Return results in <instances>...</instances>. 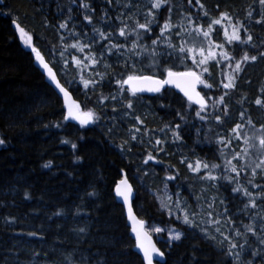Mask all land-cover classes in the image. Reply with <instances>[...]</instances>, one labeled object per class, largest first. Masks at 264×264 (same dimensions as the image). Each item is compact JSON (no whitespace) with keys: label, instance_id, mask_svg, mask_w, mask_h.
I'll use <instances>...</instances> for the list:
<instances>
[{"label":"trees","instance_id":"obj_1","mask_svg":"<svg viewBox=\"0 0 264 264\" xmlns=\"http://www.w3.org/2000/svg\"><path fill=\"white\" fill-rule=\"evenodd\" d=\"M78 2L79 0H75V3L73 0H0V135L7 141L0 144V264H5V261L8 264H63L68 252L77 260L83 257L91 261L98 256H104L109 264H143L133 250V240L129 235L123 209L113 195L116 182L125 172L135 192L134 211L147 222V230L153 222H157L163 225L176 224L185 232L181 240H174L170 244L153 236L157 246L165 252L163 264H232L231 257H225L223 250L208 242L199 230L193 231L175 219L177 209L174 204V215L169 216L160 206L156 190L158 189L161 195H174L179 186L182 197L187 198L192 207L203 203V199L197 201L202 187L199 177L191 174L186 165L179 162V156L182 153L190 157L199 155L219 162L216 154L218 145L215 144L214 138L218 133L226 134L227 129L239 119L240 106L236 101L240 99L241 93H248L250 103L245 107L253 120L257 124L264 122V107L254 103L255 96L259 94V87L264 86V60L250 62L246 66L238 89L229 97L231 115L225 118L223 125L213 121L209 130L207 122L202 124L198 119L193 121L190 118L187 128L181 132L184 142H172L171 132H167V152L158 154L153 148V154L158 155V160H150L145 165L143 157L152 147L147 139L143 145L132 141L131 153L118 147L122 139L129 138V125L136 122L125 119L122 111H103L97 106L102 118L95 123L80 125L79 121L69 120L63 122L62 128L56 126L54 122L61 120L65 114L63 104L34 66L33 53L19 39L15 30L13 19L19 16L22 25L30 30L34 29V43L41 48L63 81L65 73L60 69L64 66L52 61L49 55L52 45L59 49V36L55 27L45 25L43 21L47 18L52 25H56L68 14L67 9L71 6L77 28L83 31L87 27L90 31L91 27L83 21ZM92 2L96 8L94 19L99 24L102 8L109 6L105 0ZM204 2L209 11H213L214 5L219 2L222 8H239L242 16L245 5L250 0ZM143 3L147 4L148 0H143ZM170 3L176 5L173 11L174 23L180 15L181 7L196 14L194 9L187 5V0H170ZM57 4L61 6L63 15L57 13ZM116 11L109 8V14L115 22L110 25L113 31L119 27V22L115 21ZM167 14L168 8L164 7L160 14L161 23ZM203 22L205 25L208 23L207 20ZM251 28L260 38H264V25L251 23ZM158 31V27H153V33ZM153 38L151 33L145 37L149 42ZM216 39L223 40L222 30L217 31ZM117 42L123 43L124 40L120 38ZM107 59L113 63V67H122L115 63L114 55L108 56ZM137 60L142 61L143 57H138ZM163 63L174 64L177 70H182L175 59H165ZM70 65L68 74L78 75L72 71L75 65L71 60ZM188 66H191L190 62ZM100 70L103 71V67ZM213 71L217 72L215 68ZM84 74L88 75L87 69ZM205 78H208L207 74ZM218 80L217 73L211 83L217 84ZM103 90L105 93L112 91L107 83L103 85ZM199 90L208 95L205 85H200ZM69 91L75 100L81 101V107L85 109L93 106L97 98L96 94H92L90 99L85 101L82 81L77 80ZM137 95L140 97L136 104L137 113L141 114L139 111L143 110L152 115L149 119L153 121L146 124L154 131L153 139L155 135L164 139V134L156 130L166 122H180L174 119L176 110L187 108V99L170 88H164L154 95ZM211 95L219 96L220 90L213 89ZM196 107L193 104L192 108L187 110L194 115ZM221 127L224 128V133H220ZM197 128L201 129L200 133L196 132ZM109 129L112 131L109 132ZM63 137L75 141L78 148L74 150L71 144L62 142ZM237 150H240L239 147ZM77 155L83 159L76 160ZM48 160L53 161V164L44 167V162ZM169 164L178 167L180 174L175 180L168 181L169 192L165 193V173L169 170L166 165ZM241 178L247 179L243 174ZM93 187L96 189V195H88ZM204 187L205 196L215 193L225 196L232 213H236L237 207H242L245 202L239 194L232 193L231 188L234 185L226 181H219L216 186ZM25 190L30 192V197L24 196ZM78 207L82 209L79 212ZM58 209H63V212H58ZM8 215L15 216L16 221L5 223V217ZM233 218H244L247 222L243 213H237ZM84 227L87 228L86 233L77 231L78 228ZM32 232H41L43 235H29Z\"/></svg>","mask_w":264,"mask_h":264},{"label":"snow or ice","instance_id":"obj_2","mask_svg":"<svg viewBox=\"0 0 264 264\" xmlns=\"http://www.w3.org/2000/svg\"><path fill=\"white\" fill-rule=\"evenodd\" d=\"M73 2L75 3V0ZM105 3L109 8L117 10L115 21L119 22V27L115 31L110 26L115 22L109 14V8H102L97 24L94 19L96 8L92 0H79L77 5L83 13V21L91 27L90 31L87 27L83 31L77 28L71 6L67 9L68 14L56 25H52L47 18L44 19L43 23L55 27L59 36V49L52 45L49 55L52 61L64 66L60 69L65 73L63 81L41 48L34 43V29L30 30L22 25L19 16L13 19L19 39L34 53L35 61L42 66L58 92L63 94L67 111L61 120L54 122L56 126L62 128L63 122L70 119L79 121L80 125L95 123L102 118L97 106L103 111L111 110L115 113L122 111L125 119L136 122L129 125V138L122 139L118 147L131 153L132 141H138L143 145L147 139L152 145L147 155L143 157V163L147 165L150 160H158V155L153 154V148L158 154L167 152V132H171L172 142H184L181 132L187 128L190 118L193 121L198 119L202 124L207 122L209 130L213 121L223 125L225 118L231 115L229 97L238 89L246 66L250 62L264 60V38H260L251 28V23L264 25V0H250L245 5L242 16L239 8L234 6L222 8L218 2L214 5V10L209 11L204 0H195V3L193 0H187V5L194 9L196 14L181 7L175 23L173 11L176 5L171 4L170 0H148L147 4L143 3V0H105ZM164 7L168 8V14L161 23L160 14ZM56 11L63 15L59 4ZM204 20L208 21L206 25ZM153 27H158V33H153ZM221 30L223 40H217L216 33ZM149 33L154 36L150 42L145 39ZM120 38H123V43L117 42ZM68 40L71 42H66ZM77 52L79 54H76ZM110 55H114L115 63L122 67H113V63L107 59ZM138 57H143V60L138 61ZM165 59L169 61L175 59L182 70H177L174 64H164ZM70 60L75 65L72 71L78 75L68 74ZM101 67L103 71L100 70ZM213 68L217 72L214 73ZM85 69L88 71L87 76L84 74ZM217 73L218 83L213 84L211 79ZM77 80L83 83L85 101L90 99L92 94H96L93 106L85 109L81 107V101L75 99L69 101V97L72 96L69 88ZM250 80L251 78L249 82ZM105 83L112 89L111 92H104ZM126 85L131 87L125 88ZM140 85H151L148 90L156 93H160L165 85H176L187 98V108L176 110L174 119L180 122H166L163 127L156 130L164 134V139L160 135H155L153 139V129L136 111V104L140 99L137 95ZM197 85H205L208 95L201 92ZM213 89H219L220 95L212 96ZM129 92L132 95H128ZM258 93L254 103L264 107V86L259 87ZM236 103L240 106L239 119L227 129L226 134L218 133L214 138L215 144L218 145L216 154L219 162L210 161L207 157L202 158L199 155L190 157L182 153L179 156V162L186 165L191 174L199 177L202 187L197 201L203 199V203H197L195 208L192 207L187 198L182 197L179 186L174 195H161L157 189L156 198L160 200V206L169 216L174 215L172 209L174 204L177 209L175 219L193 231L199 230L208 242L223 250L225 257H231L232 264H264V122L257 124L245 107L250 103L248 93H241ZM193 104L197 106L194 115L187 110L191 109ZM111 131L112 129H109V132ZM224 131L221 127L220 133ZM196 132L200 133L201 129L197 128ZM205 138L207 139V133ZM62 142L71 144L74 150L78 148L77 143L68 137H63ZM5 143L7 141L0 135V144ZM237 147L240 150H237ZM75 159L82 160L83 157L77 155ZM52 164L53 161L48 160L43 166L49 167ZM166 167L169 170L165 173L164 192L168 193V181L175 180L180 174V169L171 164ZM147 172L146 167L145 174ZM242 174L247 177L246 180H242ZM219 181L234 185L231 188L232 193L239 194L244 199L243 206L237 207L236 213H232L225 196L218 193L211 196L203 195L206 191L204 185L216 186ZM115 191L128 204L129 219L133 222L132 231L135 233L138 247L143 252V259L146 264H156V257H164L165 252L152 241L144 227L146 221L136 216L133 211L131 203L133 186L126 172L116 185ZM88 195H96L95 187ZM24 196L30 197V192L25 190ZM81 210L77 208V212ZM57 211L63 212V209ZM237 213H243L247 222L244 218L234 219ZM16 219L15 216L8 215L5 217V223L15 222ZM77 231L86 233L87 228H78ZM154 231L167 232L169 244L172 240L179 241L185 236V232L176 224L167 228L157 226ZM29 235L43 233L32 232ZM65 257L63 264L102 262L109 264L104 256H98L91 261L83 257L77 260L68 252ZM5 264L8 262L5 261Z\"/></svg>","mask_w":264,"mask_h":264},{"label":"water","instance_id":"obj_3","mask_svg":"<svg viewBox=\"0 0 264 264\" xmlns=\"http://www.w3.org/2000/svg\"><path fill=\"white\" fill-rule=\"evenodd\" d=\"M33 64L34 66L38 69V71L43 75L45 81L47 82V84L52 88V90L56 93V95L59 97V99L61 100L62 104H63V107H64V110L65 112L67 111V105L65 103V100H64V97H63V94L62 93H59L58 90L54 87L53 85V82L47 77L46 75V72L43 70L42 66L39 65L35 59H34V53H33ZM126 88H130L131 86H128L126 85L125 86ZM140 88V91L137 93V94H144V95H154L156 94V92H153V91H149L148 89L151 87V85H140L138 86ZM197 87H199V85H197ZM165 88H170L172 89L174 92L182 95L183 97H185L183 91L181 88L177 87L176 85H165ZM186 98V97H185ZM74 97L73 95L71 97H69V101L73 100ZM123 177H121L115 184L114 188H113V195L115 197V200L118 204L121 205V207L123 208V215H124V218H125V221H126V225L129 229V234H130V237L132 238L133 240V250L136 254H138V256L140 257L141 261L143 264H146V261L143 259V252L142 250L138 247V244H137V241H136V237H135V233L132 231V220L129 219V215H128V204L126 202H124L123 198L120 197L115 189H116V185L121 181ZM134 197H135V192H134V189H133V192H132V195H131V203H132V207H133V200H134ZM134 211V209H133ZM135 213V211H134ZM135 215L137 216V214L135 213ZM139 217V216H138ZM146 226H147V223H145V229H146ZM149 234V233H148ZM149 236H151L149 234ZM152 238V241H154L153 237L151 236ZM147 243V241H145ZM155 242V241H154ZM156 244V243H155ZM165 261V256L164 257H156V264H163Z\"/></svg>","mask_w":264,"mask_h":264},{"label":"rangeland","instance_id":"obj_4","mask_svg":"<svg viewBox=\"0 0 264 264\" xmlns=\"http://www.w3.org/2000/svg\"><path fill=\"white\" fill-rule=\"evenodd\" d=\"M141 114V116L146 120V123L149 124L150 122H152L153 120L152 119H149L152 115L150 114V112L148 111H143V110H140L139 111ZM140 206V205H139ZM157 226H160V227H163V228H167L169 227L170 225H163V224H159L157 222H153L151 224V228L148 230L150 232V234H152L157 240H163V242L165 243H168V237H167V232H161V233H156L154 231V228L157 227ZM174 241V240H172ZM171 241V242H172Z\"/></svg>","mask_w":264,"mask_h":264}]
</instances>
